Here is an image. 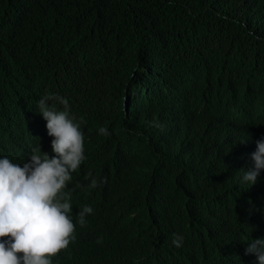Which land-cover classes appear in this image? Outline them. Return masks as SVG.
I'll use <instances>...</instances> for the list:
<instances>
[{"label":"trees","instance_id":"1","mask_svg":"<svg viewBox=\"0 0 264 264\" xmlns=\"http://www.w3.org/2000/svg\"><path fill=\"white\" fill-rule=\"evenodd\" d=\"M263 86L264 0H0V158L24 162L37 146L46 94L85 121L70 190L75 209L93 213L70 258L174 264V235L189 245L195 210L218 213L232 185L220 180L222 149L182 116L216 101L232 118L239 96ZM3 89L29 104L4 110ZM89 172L106 183L89 189Z\"/></svg>","mask_w":264,"mask_h":264},{"label":"clouds","instance_id":"2","mask_svg":"<svg viewBox=\"0 0 264 264\" xmlns=\"http://www.w3.org/2000/svg\"><path fill=\"white\" fill-rule=\"evenodd\" d=\"M92 91L87 89L86 99ZM8 103L25 108L27 98L13 89L1 97L4 110ZM37 107L43 134L36 137L37 146L24 162L0 158V264H102L98 254L82 261V253L70 258L68 252L93 213L91 206L76 210L70 190L86 160L85 121L57 94L42 96ZM233 110L228 118L218 102L203 101L182 116L222 149L220 180L229 179L232 185L218 213L195 210L192 230L199 236L189 245L182 246L184 237L174 235L175 252L168 249L174 264H264V86L241 94ZM91 112L92 103L87 108ZM99 133L110 135L106 127ZM85 179H90L89 189L106 183L91 172ZM219 220L223 224L216 227Z\"/></svg>","mask_w":264,"mask_h":264},{"label":"bare ground","instance_id":"3","mask_svg":"<svg viewBox=\"0 0 264 264\" xmlns=\"http://www.w3.org/2000/svg\"><path fill=\"white\" fill-rule=\"evenodd\" d=\"M91 47H92V46H91ZM156 77H157V76H156ZM69 82H70V81H69ZM69 82H68V83H69ZM51 83H52V82H51ZM53 84H54V83H53ZM10 86H11V85H10ZM10 86H9V87H10ZM12 87H13V85H12ZM57 87H58V86H57ZM13 88H16V87H13ZM41 88H42V86H41ZM44 88H45V87H44ZM1 89H2V88H1ZM5 90H6V89H5ZM5 90L3 89L4 93L7 94V92H6ZM20 90H21V87H20ZM7 91H8V87H7ZM1 95H2V94H1ZM1 95H0V96H1ZM27 104H29V103H27ZM32 107H33V106H32ZM6 108H7V107H6ZM8 108H9V107H8ZM8 111H9V110H8ZM0 112H1V111H0ZM4 112H5V111H4ZM4 112H2V113H4ZM14 113H15V112H14ZM0 115H2V114L0 113ZM8 115H9V114H8ZM16 115H17V114H16ZM2 116H3V115H2ZM2 116H1V117H2ZM12 117H13V116H11V119H12ZM14 118H15V117H14ZM0 119H1V118H0ZM1 120H2V119H1ZM1 120H0V122H1ZM3 120H4V119H3ZM13 120H14V119H13ZM4 122H5V121H4ZM1 123H2V122H1ZM5 123H7V122H5ZM8 123H10V121H9ZM18 123H19V122H18ZM7 125H8V124H7ZM7 125H6V126H7ZM14 125H15V124H14ZM27 125H28V124H27ZM1 126H3V125H1ZM29 127H30V126H29ZM8 128H9V127H8ZM2 131H3V130H2ZM10 131H11V130H10ZM5 133H6V132H5ZM9 134H10V133H9ZM40 136H41V135H40ZM4 138H5V137H4ZM37 141H38V140H37ZM3 143H4V142H3ZM5 143H6V142H5ZM5 143H4V144H5ZM28 144H29V143H28ZM2 156L4 157V155H2ZM2 156H1V157H2ZM5 156H7V155H5ZM7 157H8L11 161L14 160V158H12V157H9V156H7ZM92 163H93V162H92ZM92 163H91V164H92ZM91 164H90V165H91ZM91 166H92V165H91ZM96 169H97V168H96ZM96 169H95V170H96ZM194 221H195V220H194ZM192 222H193V221H192ZM183 223H184V222H183ZM186 223H187V221H186ZM188 223H191V222H188ZM184 226H186V225H184ZM170 233H171V232H170ZM184 234H185V233H184ZM185 235H186V234H185ZM187 235H188V234H187ZM187 235H186V236H187ZM190 236H191V235H190ZM196 236H197V234H196ZM188 237H189V236H188ZM188 237H187V238H188ZM194 237H195V236H194ZM194 237H192V239H193ZM197 237H198V236H197ZM78 241H79V240H78Z\"/></svg>","mask_w":264,"mask_h":264},{"label":"rangeland","instance_id":"4","mask_svg":"<svg viewBox=\"0 0 264 264\" xmlns=\"http://www.w3.org/2000/svg\"><path fill=\"white\" fill-rule=\"evenodd\" d=\"M44 144V142H42L41 143V145H43ZM202 165H203V163L202 162H197V163H194L193 164V170H192V172H197L201 167H202ZM169 249V251H171V249L170 248H168ZM79 259H84V255L83 254H81L80 256H79ZM64 261H69V259H63ZM75 259H70V262H73Z\"/></svg>","mask_w":264,"mask_h":264}]
</instances>
